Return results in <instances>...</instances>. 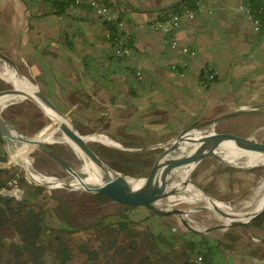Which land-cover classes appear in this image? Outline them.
<instances>
[{
	"label": "crops",
	"instance_id": "crops-1",
	"mask_svg": "<svg viewBox=\"0 0 264 264\" xmlns=\"http://www.w3.org/2000/svg\"><path fill=\"white\" fill-rule=\"evenodd\" d=\"M100 1L125 22L130 54L112 57L108 25L88 1L60 12L52 0H0V51L25 67L76 129L136 148L229 114H238L227 120L241 128L264 124V30L254 29L250 0H198L194 17L167 33L153 21L182 0ZM255 5L264 10V0ZM207 67L217 79L206 86ZM215 259L264 264L246 245L220 247Z\"/></svg>",
	"mask_w": 264,
	"mask_h": 264
},
{
	"label": "rangeland",
	"instance_id": "rangeland-1",
	"mask_svg": "<svg viewBox=\"0 0 264 264\" xmlns=\"http://www.w3.org/2000/svg\"><path fill=\"white\" fill-rule=\"evenodd\" d=\"M2 64L3 62L0 60V68ZM17 66H18L19 75L27 76L25 67L20 66L19 64H17ZM0 81L4 83V86H1L0 89L10 87L9 84L6 83L4 80L0 79ZM28 81L33 82L32 80L31 81L28 80ZM11 99L12 98H9L6 99L5 101H10ZM227 118L229 117H224L221 120H219L216 128L217 129L219 128L223 131L234 133L236 135H241V136L250 135L258 141L259 140L264 141V124L259 123L256 126L254 124L248 125V123H245L246 126L241 128L240 123L236 125L235 123H233V121H228ZM43 121H44L43 126L35 133L27 134L20 131L21 134L24 135L25 137H32L34 134L46 135L49 133H53L55 130L54 125L48 122L46 118ZM82 132L92 133L88 131H82ZM54 136H58V135L55 134ZM0 141L4 150L3 153H0L1 155H3L2 160H4L0 162V165L4 167L14 166L17 170L18 176H23L26 179L25 182H19V180L17 179L12 180L11 182L12 184L9 186V189L11 190L13 188L20 189L22 194L21 199L24 197L28 198L30 201L32 202L34 201L40 204L41 206H43L45 209H47L46 224L48 227L43 230V233L41 235L42 237L44 236L42 240L44 247L47 245L50 239V237L46 238V235H50L52 228L55 227L68 228V223L65 222V218H66L65 213H63L64 209L58 207L57 198L63 199V201L67 204L76 203L77 206L75 207V210L72 213L73 217L72 215H70L71 213L69 212V210H67V216L70 222L73 223V225L80 224L82 226H88V225L92 226L87 230H80L77 231L75 234H73V238L75 242L81 243L85 239H94L98 234V231H102L103 229L106 230L111 229L112 226L109 224H105V223L96 224V223L101 221L103 217L108 214H112L114 216L116 212L121 211L122 207L124 206L117 203L116 204L112 203L110 201L99 203L98 201H96V199H93L91 197V195H93L94 193L90 191H86L88 189L86 185L80 184L75 188H72L75 191H71V189H63L58 187L49 188L46 186L39 185L35 182H32L27 175V173L29 174V172L25 170L22 164H19L15 159H12L10 153L11 150L7 145H5L2 138H0ZM92 147L98 152V154L103 158V160L110 165V167L113 170H116L123 175H128L127 173H124L122 171L123 169L125 170L130 169L132 171H136V170H142L143 168H147L149 166L152 167V165L154 164V159L156 157V154L158 153V150L141 153V155L144 156L141 159V161H145L147 163V166H145L141 162H137V160L135 161L134 158L131 156L124 155L120 157L121 155H119L118 157L117 154L114 155V153L111 151L114 149L109 148L99 142H95ZM220 153L226 154L223 152ZM28 157H29V163L32 166V168L45 175L51 177L55 176V178L47 177L54 181L58 179L64 180L69 178L70 176L69 168L75 169L76 171H81L83 168V159L76 155L75 151H73L71 146L63 143L47 144L46 146H39V145L31 146L29 148ZM223 157L231 158L225 155H223ZM246 159L249 160L250 162L251 160L252 161L260 160L261 163H263V165L257 167H239L236 169H232L228 167L225 163L221 162L220 160L218 161L214 159L205 158L201 160L202 162H200L194 170H192L189 179L199 184L202 187L204 186L208 188L210 191V193H208L209 196L211 197V199L215 200L216 202L220 201L230 207L240 208L241 206H243L242 204L244 202H246L253 196L255 190L259 188L261 182L263 181L262 179L264 178V154L257 153L255 155H249V157H247ZM241 163L245 164L246 162L234 160V164H241ZM120 168H122V170H120ZM142 177L145 176L141 175V176H136L135 178L142 179ZM176 178H177V174L174 180H176ZM80 179L82 180V178L78 176L71 177L70 182L71 184H74L78 182ZM223 180L227 182L225 183ZM31 185H37L43 187L45 190L39 192L35 188L33 187L31 188ZM212 191L215 193L212 194ZM180 194L189 195V191H187L186 188H183L180 190L178 194L173 193L166 198L160 199V201L165 205L170 206L171 208L179 207L184 211H186L182 215V217H180L179 214L178 215L157 214V216L155 217H153V215L150 216L151 218L150 220L153 221V223L157 220H159L160 223L165 222L167 226H173L175 227V230L184 232L185 234H190V231L187 229L185 224L182 223L183 218L186 219L187 222L197 230H199V228L200 230H205L224 223L220 219L221 215H219L213 208H209L206 203L201 201L199 202L186 201L183 198H178ZM154 205L156 206L155 203ZM163 207L166 208V206ZM205 207H208V209ZM262 207H263L262 205L256 203L254 205L245 208V210H243L244 212L242 215L243 217H245L251 213L260 210ZM152 211L153 210L148 209L144 206H137V207H132L131 210H128L127 214L131 219L137 220L143 218L146 215L145 213L147 212L150 215L153 214ZM111 218L112 217L110 218L106 217V221L110 220ZM112 219L115 220L116 217L114 216ZM255 222L264 223V214H262L260 218L246 225L214 229L212 231H205L204 234L210 237L211 240L220 241L222 243L220 244V247L223 248L225 251L226 250L234 251L239 249L241 245L243 246L246 245L249 248V250L251 251L254 250L256 255L262 257V255H264V242H263L264 229H261V227L257 226ZM41 255L44 257L45 263L48 264L51 262V257L49 256L48 251H46L45 254L43 253ZM6 256L7 259L13 257V255L11 254H7ZM92 264H102V262L97 261V263L95 262Z\"/></svg>",
	"mask_w": 264,
	"mask_h": 264
},
{
	"label": "trees",
	"instance_id": "trees-1",
	"mask_svg": "<svg viewBox=\"0 0 264 264\" xmlns=\"http://www.w3.org/2000/svg\"><path fill=\"white\" fill-rule=\"evenodd\" d=\"M52 1L60 12L68 7L63 0ZM197 1L182 0L170 10H181L184 7L194 9ZM250 2L251 12L255 18H260L261 30H264V12L256 7L255 0H250ZM108 30L112 38L122 34L113 23H108ZM110 40L113 41V39ZM1 86H4V83L0 81ZM2 117L9 124L15 125L21 132L27 134L38 131L45 119L42 112L33 103L27 101L11 102L2 110ZM94 143L91 145L93 146ZM111 151L118 157L119 155L120 157L131 156L135 161L147 166L145 161H141L144 157L141 153L146 152L131 154L120 150ZM2 158L3 155L0 154V162L4 161ZM150 169L151 166L136 171L120 168L124 173L134 177L146 176ZM16 179L19 182L26 181L23 176H18L14 166L0 167V189ZM32 187L39 192L45 190L37 185H31ZM202 188L209 193L206 187ZM91 197L99 203L108 201L99 193ZM57 201L58 207L64 209L68 228H52L50 235H46V238L50 237V239L44 247L42 241L44 236L41 235L48 227L46 224L47 209L25 197L17 200L14 197L0 194V264H47L41 255L46 251L51 257V262L48 264H92L97 261H101L102 264H193L194 259L200 253L203 255L201 264H216L215 257L222 244L220 241L211 240L204 233L185 234L175 230L173 226H167L165 222L160 223L159 220L153 223L150 216H157L153 211V214L142 219H131L127 211L132 207H122L121 211L114 215L115 220L112 219L114 217L112 214H108L96 223L109 224L112 226L111 229L98 231L94 239H85L81 243L75 242L73 234L92 226L73 225L67 216V210L73 217L72 213L77 206L76 203L67 204L61 198H57ZM163 210L167 209L163 207ZM106 217L112 218L106 221ZM175 245L178 248L174 250ZM7 254L13 257L7 259Z\"/></svg>",
	"mask_w": 264,
	"mask_h": 264
},
{
	"label": "water",
	"instance_id": "water-1",
	"mask_svg": "<svg viewBox=\"0 0 264 264\" xmlns=\"http://www.w3.org/2000/svg\"><path fill=\"white\" fill-rule=\"evenodd\" d=\"M0 60L15 70V78L19 76L18 66L14 60L0 51ZM2 79V78H0ZM3 80V79H2ZM5 81V80H4ZM8 83L7 81H5ZM29 82V81H28ZM10 87L0 89V100L6 98L15 97L17 101H27L33 103L44 115V117L50 123H54V126L58 128L61 135L54 136L51 141L41 142L39 146H46L47 144L63 143L69 146H75L85 158L90 160L98 174V185L95 187L92 193H99L104 196L108 201L117 203L125 207H137L144 206L153 210L156 214L171 215L179 214L180 217L186 212L181 208H171L167 211L157 210L153 204L157 200L166 198L171 194H178L181 189L189 183L195 185L202 193L211 199L209 194L197 183L192 180H185L178 188L167 190V187L172 184L179 169L193 166V170L198 166L201 160L205 158L220 160L232 169L239 168L233 164L226 163L222 160L221 156L216 153L221 141L232 142L237 148H242L249 152L264 153V141L256 140L252 136H241L234 133L217 129V123L224 117H230L238 115L229 114L225 116H219L216 119L207 120L203 122H197L184 130L177 133V135L165 142L158 143L154 146L145 147H125L118 142L108 140L104 136L97 133H84L75 128L70 123L64 112L57 106V104L51 101L46 94L40 89L38 85L33 82H29L28 85L16 84L13 82L8 83ZM244 110V109H243ZM13 126L18 132L20 130L13 124H9L2 117V111L0 113V136L3 139L5 145L9 147L11 152L15 151V145L13 144V138L10 136L8 128ZM21 133V132H20ZM35 135V134H34ZM33 135V136H34ZM32 136V137H33ZM30 137V138H32ZM90 141L99 142L109 148L117 149L126 153H140L156 151V157L154 164L152 165L149 173L142 177L143 181L137 188H130L125 191H115L114 187L116 174L120 173L113 170L108 163L93 149ZM186 145V146H185ZM167 174H172L166 178ZM28 175V174H27ZM29 177V175H28ZM158 177L162 178L165 183L157 191L152 188L153 183ZM32 182L31 177H29ZM37 183V182H35ZM38 184V183H37ZM41 185V184H39ZM43 186V185H42ZM59 188H63L60 186ZM65 189V188H63ZM75 191V190H71ZM212 200V208L219 214L226 218L231 219L229 224H220L218 226L208 228L206 230H197L192 227L186 219H182V223L185 224L187 229L195 234H202L205 231H212L214 229L229 228L231 226H241L253 222L264 214V209L249 214L245 217L237 218L233 214L228 213L218 206L217 202ZM208 209V207H205Z\"/></svg>",
	"mask_w": 264,
	"mask_h": 264
},
{
	"label": "bare ground",
	"instance_id": "bare-ground-1",
	"mask_svg": "<svg viewBox=\"0 0 264 264\" xmlns=\"http://www.w3.org/2000/svg\"><path fill=\"white\" fill-rule=\"evenodd\" d=\"M15 70L11 67V65H7L3 62L1 68H0V78H2L3 80L7 81L8 83L13 82L16 84H22V85H28V79L25 76H18L17 78H15ZM12 99L10 101H5L6 98L4 100H0V113L1 111L9 104H11V102L17 101V98L15 97H11ZM54 125V123H52ZM55 127V130L53 133H49L46 135H35L34 137L30 138V137H25L24 135H22L20 132H18L13 126L8 128V131L10 133V136H12L13 138V144L15 145V151L11 152V156L12 159H15L19 164H22L25 168V170L27 172H29V177L33 178L32 180H34L35 182H37L38 184H41L43 186L49 187V188H55V187H60L62 186L65 189H71L75 188L76 186L82 184V185H86L87 186V190L86 191H90L93 192V190L95 189V187L98 185V174L97 171L93 165V163L88 160L87 158H85L83 156L82 153H80V151L73 145H71L73 151H75L76 155L80 158L83 159V168L81 171H76L75 169H71L69 168V173L70 176L67 179H57L58 180H51L49 178H55L45 175L37 170H35L34 168H32V166L29 163V148L31 146L34 145H38L41 142H47V141H51V139H53L54 135H61L60 131L58 130V128ZM58 133V134H57ZM92 141H90L91 143ZM219 148L217 149L216 153L219 154L220 152L226 153V154H219L222 158V160H224L226 163L229 164H233L237 167H257L260 165H263V163H261V161H252L251 162L249 160H247L246 158L249 157V155H255L257 153L255 152H249L246 151L242 148H237L232 142L229 141H221L219 143ZM186 146V145H185ZM259 154H264V153H259ZM223 155L225 156H229L231 158H224ZM234 160L235 161H245L246 163L243 164H234ZM193 166H188L182 169H179L178 173H177V178L176 180H173L172 184H170L167 187V190H171V189H175L178 188V186H181L185 180H189V176L190 173L193 170ZM170 175L172 174H167L166 178H168ZM80 177L82 178V180L80 179L78 182L71 184V177ZM49 177V178H47ZM73 179V178H72ZM263 181L261 182V185L259 186V188H257L253 194V196L247 200L246 202H244L240 208H233L230 207L228 205H226L223 202H217L218 206L221 207L223 210L227 211L230 214H233L235 217L237 218H241L243 217V210H245V208L254 205L256 203H259L260 205H262V209H264V178L262 179ZM143 179L138 178L136 179L135 177L132 176H128V175H123L121 173L116 174L115 177V187L114 190L115 191H125L127 189L130 188H137L138 186H140L142 184ZM165 182L162 181L161 177H158L156 179V181L153 183L152 188L154 190H158L159 188L162 187V185ZM187 191H189V195H184V194H180L178 196V198H183L186 201H194V202H204L208 205L209 208H212V200L207 197L204 193H202L195 185H193L192 183H189L188 185L185 186ZM83 191V190H82ZM156 204V206L153 204V206L158 210H163V206H166L167 210L171 209L170 206L165 205L164 203H162L160 200H157L156 202H154ZM161 204V205H160ZM167 210H163V211H167ZM261 210V209H260ZM258 210V211H260ZM256 211V212H258ZM254 212V213H256ZM195 213V212H194ZM253 214V213H251ZM186 215V214H185ZM188 215V214H187ZM217 216V215H216ZM220 219L222 222H224L225 224H229L231 222V219L226 218V217H222V215L220 216ZM211 220V218H210ZM210 223V222H209ZM198 225V224H197ZM200 230V228H199ZM206 230V229H205Z\"/></svg>",
	"mask_w": 264,
	"mask_h": 264
},
{
	"label": "built area",
	"instance_id": "built-area-1",
	"mask_svg": "<svg viewBox=\"0 0 264 264\" xmlns=\"http://www.w3.org/2000/svg\"><path fill=\"white\" fill-rule=\"evenodd\" d=\"M50 1V0H49ZM65 1L69 8H78L81 7L86 1L93 7L95 12L105 19L106 24L113 23L115 28L122 34L116 35L112 38V34L108 31L107 37L109 39H113L112 41V57L119 58L124 55H128L131 53V47L129 46V33L125 30V22L119 18H116L114 15L110 13V7L101 2L100 0H63ZM196 10L184 7L181 10H170V11H162L158 13L157 18L153 21V27L158 30L167 33L173 31L181 25V21L183 19L193 18ZM264 12V10H263ZM254 29L257 31L261 27L260 18H254ZM168 41V40H166ZM174 50H178L182 53H187V48H179L177 45V41H169ZM193 55V53H192ZM217 73L211 68L207 67L203 70L201 74V82L204 85H209L214 82ZM245 108V107H241ZM12 183L9 182L6 187L0 189V194L8 197H15L16 199H21V190L13 188L9 189V186ZM203 261V255L200 253L193 261V264H201Z\"/></svg>",
	"mask_w": 264,
	"mask_h": 264
}]
</instances>
